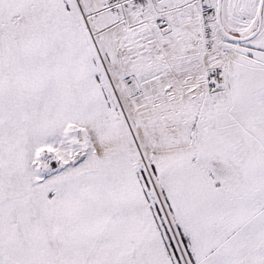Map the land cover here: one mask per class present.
I'll use <instances>...</instances> for the list:
<instances>
[{"label": "snow or ice", "instance_id": "obj_1", "mask_svg": "<svg viewBox=\"0 0 264 264\" xmlns=\"http://www.w3.org/2000/svg\"><path fill=\"white\" fill-rule=\"evenodd\" d=\"M0 264H264V0H0Z\"/></svg>", "mask_w": 264, "mask_h": 264}]
</instances>
